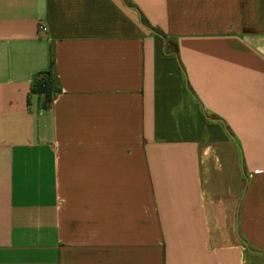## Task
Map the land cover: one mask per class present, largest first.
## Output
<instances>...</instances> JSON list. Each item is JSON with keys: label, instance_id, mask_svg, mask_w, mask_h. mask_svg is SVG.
<instances>
[{"label": "crops", "instance_id": "1", "mask_svg": "<svg viewBox=\"0 0 264 264\" xmlns=\"http://www.w3.org/2000/svg\"><path fill=\"white\" fill-rule=\"evenodd\" d=\"M0 264H264V0H0Z\"/></svg>", "mask_w": 264, "mask_h": 264}, {"label": "trees", "instance_id": "2", "mask_svg": "<svg viewBox=\"0 0 264 264\" xmlns=\"http://www.w3.org/2000/svg\"><path fill=\"white\" fill-rule=\"evenodd\" d=\"M174 54L177 55V52ZM60 92L61 88L52 70L40 73L31 84V93L40 96L42 109L49 108Z\"/></svg>", "mask_w": 264, "mask_h": 264}, {"label": "built area", "instance_id": "3", "mask_svg": "<svg viewBox=\"0 0 264 264\" xmlns=\"http://www.w3.org/2000/svg\"><path fill=\"white\" fill-rule=\"evenodd\" d=\"M44 27L41 25V29H43Z\"/></svg>", "mask_w": 264, "mask_h": 264}, {"label": "rangeland", "instance_id": "4", "mask_svg": "<svg viewBox=\"0 0 264 264\" xmlns=\"http://www.w3.org/2000/svg\"><path fill=\"white\" fill-rule=\"evenodd\" d=\"M263 249V248H262Z\"/></svg>", "mask_w": 264, "mask_h": 264}]
</instances>
